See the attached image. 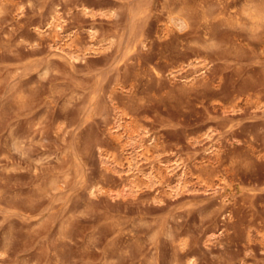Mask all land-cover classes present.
Wrapping results in <instances>:
<instances>
[{
	"label": "rangeland",
	"instance_id": "obj_1",
	"mask_svg": "<svg viewBox=\"0 0 264 264\" xmlns=\"http://www.w3.org/2000/svg\"><path fill=\"white\" fill-rule=\"evenodd\" d=\"M237 1L0 0V264H264V23Z\"/></svg>",
	"mask_w": 264,
	"mask_h": 264
},
{
	"label": "bare ground",
	"instance_id": "obj_2",
	"mask_svg": "<svg viewBox=\"0 0 264 264\" xmlns=\"http://www.w3.org/2000/svg\"><path fill=\"white\" fill-rule=\"evenodd\" d=\"M187 0H181L182 3L187 4L189 3L186 2ZM208 1V0H207ZM226 1V0H225ZM237 0H234L233 2H227L229 3V5L232 6V4L236 3ZM245 2V6L243 8L242 11L239 10H229V14L231 17H233V19H235L236 21H239L240 19H247L248 22L250 23L252 26L254 25H261V23H264V2L260 0L261 3H259V0L257 2V0H243ZM178 2V1H177ZM238 2V1H237ZM197 3V2H196ZM178 4V3H177ZM226 5V4H225ZM187 6V5H186ZM185 7V6H184ZM234 9V6H232ZM172 8V7H171ZM194 8V7H193ZM204 8V7H203ZM177 9V8H176ZM232 9V8H231ZM140 10V9H139ZM185 10V9H184ZM196 12V11H194ZM216 12V11H215ZM188 13V12H187ZM205 13V12H204ZM180 15V14H179ZM182 15V13H181ZM206 15V14H204ZM207 16V15H206ZM178 18V16H177ZM180 18V17H179ZM184 18V17H183ZM201 18V17H200ZM190 19V18H189ZM188 19V20H189ZM183 20V19H182ZM231 20V19H230ZM184 21V20H183ZM189 22V21H187ZM237 23V22H236ZM52 24V29L55 30V32L57 33L56 35L54 34V38H56V41H59L60 39L62 40V37H58V34L61 35L62 33L65 32V25L64 22L61 20L60 16H56L54 18V20L52 19V22L50 23ZM174 24V23H173ZM213 24V23H212ZM241 24V23H240ZM209 26V25H208ZM214 26V25H213ZM247 26V25H246ZM262 26V25H261ZM252 29V28H251ZM255 29V28H254ZM128 38V37H127ZM128 41V40H127ZM126 41V42H127ZM139 42V41H138ZM59 43V42H58ZM126 44V43H125ZM59 45V44H58ZM62 46V45H61ZM60 48V47H59ZM64 48V47H63ZM205 68L206 67H202V72H205ZM151 148H147V151H149ZM186 170H183V172L181 173V175H185ZM186 176V175H185ZM182 178V177H181ZM182 181V179H181Z\"/></svg>",
	"mask_w": 264,
	"mask_h": 264
}]
</instances>
